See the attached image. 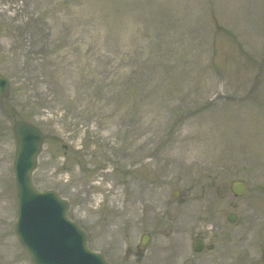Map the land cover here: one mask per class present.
I'll use <instances>...</instances> for the list:
<instances>
[{
  "label": "rangeland",
  "instance_id": "374dc122",
  "mask_svg": "<svg viewBox=\"0 0 264 264\" xmlns=\"http://www.w3.org/2000/svg\"><path fill=\"white\" fill-rule=\"evenodd\" d=\"M0 72V264H33L10 108L45 134L34 185L113 263L147 264L144 233L227 231L226 264H264V0H0Z\"/></svg>",
  "mask_w": 264,
  "mask_h": 264
},
{
  "label": "water",
  "instance_id": "95a60500",
  "mask_svg": "<svg viewBox=\"0 0 264 264\" xmlns=\"http://www.w3.org/2000/svg\"><path fill=\"white\" fill-rule=\"evenodd\" d=\"M9 88L8 78L0 74V96H8ZM6 113L14 117L16 110L11 108L6 110ZM13 132L17 141L14 164L18 198L16 230L33 262L110 264L100 253L88 248L84 230L67 215L68 202L54 190L40 191L34 187L32 172L44 141L42 129L27 120L15 118ZM230 189L235 195L243 196L248 185L244 181L234 180L230 184ZM222 190L225 188H219V193ZM174 196H179V190H174ZM228 217L231 221L236 218L235 214ZM146 242L147 236H144L142 244L145 245ZM262 250L264 253V243Z\"/></svg>",
  "mask_w": 264,
  "mask_h": 264
},
{
  "label": "flooded vegetation",
  "instance_id": "af4514ba",
  "mask_svg": "<svg viewBox=\"0 0 264 264\" xmlns=\"http://www.w3.org/2000/svg\"><path fill=\"white\" fill-rule=\"evenodd\" d=\"M223 235L227 237L226 240L232 241V234L227 231L196 234L188 239L187 249L184 250L181 240L172 237L175 236V233L165 234L166 240L164 242L155 240L154 235L149 234L148 245L143 248L138 244L134 248V255L138 263L146 258L147 264H226L227 258L223 253L224 248L219 243ZM195 241L197 246L201 245L202 250L196 251L194 249ZM130 250L132 252V249ZM205 252L211 254L205 255ZM261 253L264 259L262 249ZM1 262L3 261L0 260Z\"/></svg>",
  "mask_w": 264,
  "mask_h": 264
}]
</instances>
